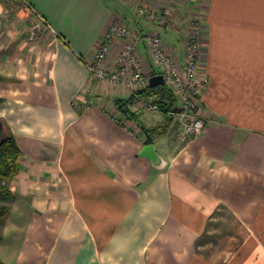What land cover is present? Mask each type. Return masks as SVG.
<instances>
[{
    "label": "crops",
    "instance_id": "0c3cea01",
    "mask_svg": "<svg viewBox=\"0 0 264 264\" xmlns=\"http://www.w3.org/2000/svg\"><path fill=\"white\" fill-rule=\"evenodd\" d=\"M118 3L117 13L103 0H0V120L21 150L0 264H206L197 249L220 209L264 229V0ZM141 4L172 6L171 23L150 25ZM196 14L205 126L181 141L162 111L126 117L115 101L129 88L91 79L87 63L119 21L160 30L183 66ZM139 58L150 85L159 70L145 42Z\"/></svg>",
    "mask_w": 264,
    "mask_h": 264
},
{
    "label": "built area",
    "instance_id": "2783aa9c",
    "mask_svg": "<svg viewBox=\"0 0 264 264\" xmlns=\"http://www.w3.org/2000/svg\"><path fill=\"white\" fill-rule=\"evenodd\" d=\"M136 13L161 27H167L172 20L169 7L155 9L141 4L136 7ZM189 20L183 66L164 49L161 33H142L136 26L119 21L109 25L92 60L87 63L91 79L110 82L116 88H129L130 98L125 103L127 109L158 112L160 103L156 96L142 92L149 82L139 58L141 43L145 42L152 63L163 77V85L175 95V104L166 113L181 141L198 135L205 126L199 101L202 90L209 82L207 74L200 68L206 27L200 15ZM116 40H120L121 46L114 56V67H105L103 62Z\"/></svg>",
    "mask_w": 264,
    "mask_h": 264
},
{
    "label": "rangeland",
    "instance_id": "374dc122",
    "mask_svg": "<svg viewBox=\"0 0 264 264\" xmlns=\"http://www.w3.org/2000/svg\"><path fill=\"white\" fill-rule=\"evenodd\" d=\"M103 1L108 8L115 10L117 13L122 9L118 0ZM170 8L172 9L173 7L171 6ZM199 15H189L186 22L189 24V19L193 16L198 17ZM131 23L133 25L136 24V20ZM150 25H155V23L152 24L150 22ZM156 30L161 33L157 28ZM4 203L0 201V205ZM207 230L209 233L206 234L207 242L202 244L198 249L196 248L197 252L207 257L206 264H225V259L231 255L234 258L239 256L237 260L238 264H264V229H258L257 225H252V222L243 224L236 214L220 209ZM249 255H254V260L249 259L251 257Z\"/></svg>",
    "mask_w": 264,
    "mask_h": 264
},
{
    "label": "trees",
    "instance_id": "16d2710c",
    "mask_svg": "<svg viewBox=\"0 0 264 264\" xmlns=\"http://www.w3.org/2000/svg\"><path fill=\"white\" fill-rule=\"evenodd\" d=\"M166 90L168 89L165 85H157L155 87L147 85L142 92L157 94L156 98L160 103V111L165 114L167 124H170L171 118L167 115L166 111L174 106L176 99L172 92L168 90L167 93ZM127 100H116L115 103L118 109L124 113L126 117H131L136 114V111H130L125 107ZM1 121L3 123L5 134L0 141V201L5 202V204L0 205V223L8 213L9 208L8 205H6V202H9L14 198L13 193L9 189L8 183L11 178L19 172V160L21 157V150L17 146L13 134L9 130L7 124L3 120Z\"/></svg>",
    "mask_w": 264,
    "mask_h": 264
},
{
    "label": "water",
    "instance_id": "95a60500",
    "mask_svg": "<svg viewBox=\"0 0 264 264\" xmlns=\"http://www.w3.org/2000/svg\"><path fill=\"white\" fill-rule=\"evenodd\" d=\"M164 83L163 77L161 74L158 75H154L150 78V86L155 87L157 85H162ZM4 127H3V123L0 120V141L1 139L4 137Z\"/></svg>",
    "mask_w": 264,
    "mask_h": 264
}]
</instances>
